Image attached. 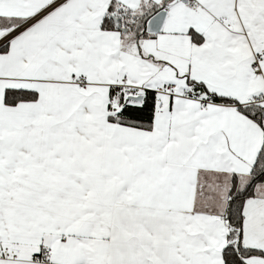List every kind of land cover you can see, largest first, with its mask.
I'll use <instances>...</instances> for the list:
<instances>
[{
	"label": "snow or ice",
	"instance_id": "1",
	"mask_svg": "<svg viewBox=\"0 0 264 264\" xmlns=\"http://www.w3.org/2000/svg\"><path fill=\"white\" fill-rule=\"evenodd\" d=\"M0 264H264V0H0Z\"/></svg>",
	"mask_w": 264,
	"mask_h": 264
}]
</instances>
